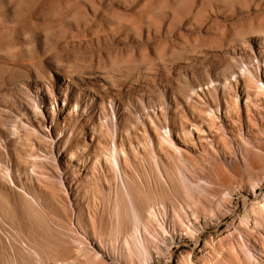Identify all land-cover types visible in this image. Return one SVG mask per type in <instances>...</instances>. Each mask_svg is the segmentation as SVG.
<instances>
[{"label":"rangeland","instance_id":"1","mask_svg":"<svg viewBox=\"0 0 264 264\" xmlns=\"http://www.w3.org/2000/svg\"><path fill=\"white\" fill-rule=\"evenodd\" d=\"M184 224L264 264V0H0V264H169Z\"/></svg>","mask_w":264,"mask_h":264},{"label":"bare ground","instance_id":"2","mask_svg":"<svg viewBox=\"0 0 264 264\" xmlns=\"http://www.w3.org/2000/svg\"><path fill=\"white\" fill-rule=\"evenodd\" d=\"M194 127L198 133H205L201 126L196 125ZM193 144H195V142ZM189 159H193V157H189ZM215 172H217V175L220 178L223 177V179L225 180V177L223 174H221L217 170ZM248 196H251L250 202L252 205L260 203V200L257 196L252 195L251 193H249ZM241 210H242V208L239 211H241ZM195 226L196 225L189 226L188 224H184L183 229L186 232V235L179 236V238L176 241L172 242V245L170 246V248L168 250V256L170 257V263L169 264H186L183 260L184 254L189 253L190 255L198 258L201 255V253L203 251H205V240L202 239V233L201 232L195 238L191 239L189 237L190 235L188 233L193 232V230L196 228ZM191 240L195 241V245L191 244V242H190ZM183 246H185V247L191 246V248L189 250H186V251H180V248ZM63 255L65 257L64 259H69L68 254L63 253ZM101 261H103V260H101ZM156 261L159 263V260L156 259Z\"/></svg>","mask_w":264,"mask_h":264}]
</instances>
